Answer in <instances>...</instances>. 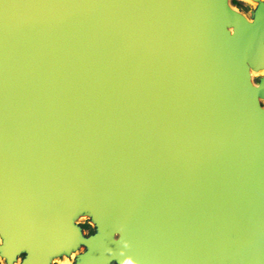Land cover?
Listing matches in <instances>:
<instances>
[{
	"label": "water",
	"instance_id": "95a60500",
	"mask_svg": "<svg viewBox=\"0 0 264 264\" xmlns=\"http://www.w3.org/2000/svg\"><path fill=\"white\" fill-rule=\"evenodd\" d=\"M0 232L6 264H264V0H0Z\"/></svg>",
	"mask_w": 264,
	"mask_h": 264
},
{
	"label": "clouds",
	"instance_id": "9594fccd",
	"mask_svg": "<svg viewBox=\"0 0 264 264\" xmlns=\"http://www.w3.org/2000/svg\"><path fill=\"white\" fill-rule=\"evenodd\" d=\"M116 239L119 240L120 237L117 236ZM22 259H23V258H20V259L17 261V264H22ZM0 264H6V260H5L3 257H0ZM125 264H133V261H132L131 259L126 260V261H125Z\"/></svg>",
	"mask_w": 264,
	"mask_h": 264
},
{
	"label": "snow or ice",
	"instance_id": "6c2138e0",
	"mask_svg": "<svg viewBox=\"0 0 264 264\" xmlns=\"http://www.w3.org/2000/svg\"><path fill=\"white\" fill-rule=\"evenodd\" d=\"M10 241L5 239L4 233L0 232V249H2L6 244H9Z\"/></svg>",
	"mask_w": 264,
	"mask_h": 264
}]
</instances>
